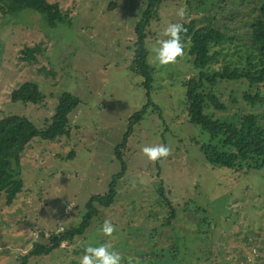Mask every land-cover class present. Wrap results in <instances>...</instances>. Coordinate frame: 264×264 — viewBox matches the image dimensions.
<instances>
[{
	"label": "rangeland",
	"instance_id": "1",
	"mask_svg": "<svg viewBox=\"0 0 264 264\" xmlns=\"http://www.w3.org/2000/svg\"><path fill=\"white\" fill-rule=\"evenodd\" d=\"M48 1L58 3L70 22L50 27L35 11L5 15L0 10V119L24 116L41 129L63 93L82 104L70 116L69 138L35 139L22 155L17 170L24 192L12 206L4 195L0 198V264H18L36 244L48 245L53 233L77 227L90 199L109 193L123 164L128 170L116 204L99 208L73 244L32 258L30 264H79L85 247L105 242L121 254V264H264V170L236 173L205 164L196 142L208 136L189 122L182 85L193 77V66L182 57L161 66L156 58L169 23H206L210 15L227 36L247 44L254 9L264 0H228L218 12L225 0H214V9L210 0L164 3L163 22L151 25L148 39L149 63L156 69L153 101L126 148L121 145L130 119L148 105L144 80L132 70L135 27L146 0ZM181 7L186 9L183 19L176 14ZM26 48L36 49L33 62L23 60ZM225 49L229 61L234 49ZM28 83L38 85L46 97L40 107L11 101L13 91ZM240 84L218 86L227 110H211L216 119L238 122L239 114H264L259 104L254 108L244 100L249 91L264 99V85L251 89ZM157 144L168 145L172 154L153 163L141 149ZM160 187L177 214L171 225H166L170 209L160 199ZM106 218L116 228L112 238L101 232ZM152 256L160 259L148 263Z\"/></svg>",
	"mask_w": 264,
	"mask_h": 264
},
{
	"label": "trees",
	"instance_id": "2",
	"mask_svg": "<svg viewBox=\"0 0 264 264\" xmlns=\"http://www.w3.org/2000/svg\"><path fill=\"white\" fill-rule=\"evenodd\" d=\"M166 1L146 0L145 12L135 27L136 43L133 50L132 70L144 80L148 105L130 119L131 129L121 145L124 148L133 135L134 128L144 121L148 107H151L153 101L151 91L155 82L156 69L149 63L148 39L152 34L151 25L163 22L161 10ZM210 2L212 3L210 7L214 9V0ZM228 2V0L222 2L223 5L216 11H224ZM205 7L206 4L199 6L198 11H202ZM0 10L5 15H14L24 10L35 11L45 18L50 27L70 22L60 5L50 3L48 0H0ZM254 10L256 15L249 25L250 34L247 44L227 36V29L216 25L218 22L215 21V15L205 17L206 23L195 19L182 22L187 28V33L182 34L183 41L186 43L185 55L182 58L193 66L191 74L193 77L189 79L187 76V80L182 82L186 88L185 102L188 118L191 125L200 128L203 134L208 136L207 140L197 141L196 144L204 156L205 164L213 169L236 173L243 172L245 169L257 172L264 170V114H239L238 122H228L216 119L211 112V110L219 112L227 110L217 90L221 84L248 83L251 89L264 85V3L255 7ZM227 45L234 49L229 61L227 60L229 55L225 54ZM35 51L34 48H26L23 52V60L33 62ZM221 59L225 61L221 62ZM216 65L218 66L215 68ZM45 98L38 85L28 83L13 91L11 101L13 104L21 103L25 106L40 107L45 103ZM244 100L254 108L258 104L264 108L261 93L251 95V91L246 92ZM81 104V100L76 96L68 92L63 93L57 98L54 114L45 121L41 129L24 116L10 115L0 119V198L5 196L7 206H12L17 197L24 192L25 183L17 169L21 166L22 155L27 147L35 139L55 142L61 138H69L70 116ZM118 153H120L119 150ZM127 170L126 165L123 164V171L114 177L109 193L93 196L90 199L82 222L77 227L65 229L57 234L53 233L48 245L36 244L28 255L20 258L18 264H30L32 258L50 256L64 244H73L76 238L83 237L90 228L91 222L100 213L99 208H111L116 204L117 188ZM163 191L164 189L160 187L157 192L161 195L160 199L163 200L164 205L170 209L166 225H171L177 214L172 202L164 196ZM205 222L210 224L208 217ZM171 257V262L174 263L173 261L177 258L174 254ZM154 258L155 256L150 257L147 262L160 259V257H156L155 260Z\"/></svg>",
	"mask_w": 264,
	"mask_h": 264
},
{
	"label": "clouds",
	"instance_id": "3",
	"mask_svg": "<svg viewBox=\"0 0 264 264\" xmlns=\"http://www.w3.org/2000/svg\"><path fill=\"white\" fill-rule=\"evenodd\" d=\"M177 16L183 19L186 9L181 7L177 11ZM187 33V28L182 23H169L164 29L162 35L167 37L158 41L157 60L161 66L175 64L178 58L185 55L186 43L183 41L182 34ZM142 154L150 162H157L165 159L172 154V149L165 144L153 146H144L141 149ZM116 228L110 219H105L101 226V232L104 236L112 238ZM121 254L115 250L110 242H105L99 246H87L84 249V255L79 258V264H121Z\"/></svg>",
	"mask_w": 264,
	"mask_h": 264
}]
</instances>
